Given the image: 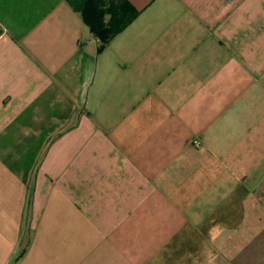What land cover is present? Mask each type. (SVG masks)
<instances>
[{
	"label": "crops",
	"instance_id": "1",
	"mask_svg": "<svg viewBox=\"0 0 264 264\" xmlns=\"http://www.w3.org/2000/svg\"><path fill=\"white\" fill-rule=\"evenodd\" d=\"M126 1L0 0V264H264V0Z\"/></svg>",
	"mask_w": 264,
	"mask_h": 264
},
{
	"label": "trees",
	"instance_id": "2",
	"mask_svg": "<svg viewBox=\"0 0 264 264\" xmlns=\"http://www.w3.org/2000/svg\"><path fill=\"white\" fill-rule=\"evenodd\" d=\"M100 42L98 53L120 34L138 15L126 0H68ZM25 250L22 255H24Z\"/></svg>",
	"mask_w": 264,
	"mask_h": 264
},
{
	"label": "built area",
	"instance_id": "3",
	"mask_svg": "<svg viewBox=\"0 0 264 264\" xmlns=\"http://www.w3.org/2000/svg\"><path fill=\"white\" fill-rule=\"evenodd\" d=\"M192 144L196 148H200L202 146V142L199 139H195L192 141Z\"/></svg>",
	"mask_w": 264,
	"mask_h": 264
}]
</instances>
